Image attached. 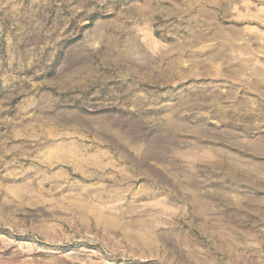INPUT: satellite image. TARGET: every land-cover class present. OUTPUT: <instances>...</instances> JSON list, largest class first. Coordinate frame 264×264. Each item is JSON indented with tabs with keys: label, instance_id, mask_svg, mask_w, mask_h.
Returning a JSON list of instances; mask_svg holds the SVG:
<instances>
[{
	"label": "rangeland",
	"instance_id": "rangeland-1",
	"mask_svg": "<svg viewBox=\"0 0 264 264\" xmlns=\"http://www.w3.org/2000/svg\"><path fill=\"white\" fill-rule=\"evenodd\" d=\"M0 264H264V0H0Z\"/></svg>",
	"mask_w": 264,
	"mask_h": 264
},
{
	"label": "bare ground",
	"instance_id": "bare-ground-1",
	"mask_svg": "<svg viewBox=\"0 0 264 264\" xmlns=\"http://www.w3.org/2000/svg\"><path fill=\"white\" fill-rule=\"evenodd\" d=\"M61 162V161H60ZM39 190V189H38ZM59 190V189H58ZM45 192V191H44Z\"/></svg>",
	"mask_w": 264,
	"mask_h": 264
}]
</instances>
